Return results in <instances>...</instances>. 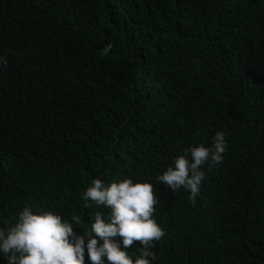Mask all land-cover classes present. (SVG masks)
Segmentation results:
<instances>
[{"label":"trees","instance_id":"obj_1","mask_svg":"<svg viewBox=\"0 0 264 264\" xmlns=\"http://www.w3.org/2000/svg\"><path fill=\"white\" fill-rule=\"evenodd\" d=\"M0 57V227L29 206L80 234L106 212L91 180L131 178L157 199L152 264H264V0H0ZM216 131L194 204L156 181Z\"/></svg>","mask_w":264,"mask_h":264},{"label":"clouds","instance_id":"obj_2","mask_svg":"<svg viewBox=\"0 0 264 264\" xmlns=\"http://www.w3.org/2000/svg\"><path fill=\"white\" fill-rule=\"evenodd\" d=\"M110 47L106 45L103 52ZM5 63L0 57V65ZM225 150V133L216 131L209 144L188 145L155 179L173 193L177 189L186 191L194 204L205 178L204 166L220 164ZM81 198L84 208L94 204L106 212L95 211L91 224L79 227L80 234L73 231L75 224H81L79 216L69 219L55 210L24 206L9 227H0L3 264H84L85 253L90 264H152L153 242L164 235L153 218L157 199L152 183L93 178ZM134 241L140 246L129 255L128 248Z\"/></svg>","mask_w":264,"mask_h":264}]
</instances>
